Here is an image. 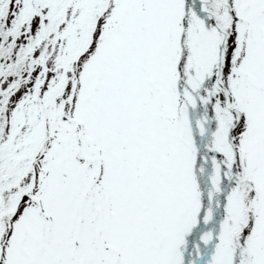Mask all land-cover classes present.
Returning <instances> with one entry per match:
<instances>
[{"label": "snow or ice", "instance_id": "snow-or-ice-1", "mask_svg": "<svg viewBox=\"0 0 264 264\" xmlns=\"http://www.w3.org/2000/svg\"><path fill=\"white\" fill-rule=\"evenodd\" d=\"M0 264H264V0H0Z\"/></svg>", "mask_w": 264, "mask_h": 264}]
</instances>
